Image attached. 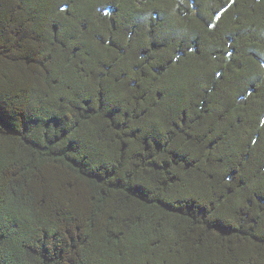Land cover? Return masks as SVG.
Here are the masks:
<instances>
[{"label":"trees","instance_id":"1","mask_svg":"<svg viewBox=\"0 0 264 264\" xmlns=\"http://www.w3.org/2000/svg\"><path fill=\"white\" fill-rule=\"evenodd\" d=\"M0 264H264V0H0Z\"/></svg>","mask_w":264,"mask_h":264}]
</instances>
